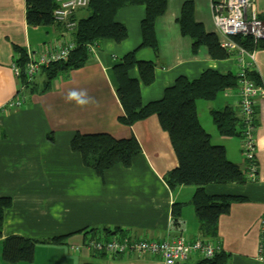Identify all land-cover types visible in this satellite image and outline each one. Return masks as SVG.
<instances>
[{
	"label": "crops",
	"instance_id": "crops-1",
	"mask_svg": "<svg viewBox=\"0 0 264 264\" xmlns=\"http://www.w3.org/2000/svg\"><path fill=\"white\" fill-rule=\"evenodd\" d=\"M186 1L193 2L196 22L207 32L216 33L211 6L220 0H167L164 14L155 21L156 50L139 48L146 8L124 6L115 16L128 29L124 41L102 40L83 66L55 79L50 90L30 93L22 88L13 68L18 48L39 50L59 38L62 27L30 25L26 0H0V197L12 199L11 206L4 209L0 228V264H163L154 255L97 253L87 243L93 237L125 235L156 241L201 237L191 202L195 186L172 189L165 181V175L178 166L168 133L157 115L132 126L118 121L124 110L113 75L114 64L134 49L138 48V60L154 61L155 79L150 85L142 83L137 67L130 72L131 77L140 80L142 102L146 104L160 99L179 76L195 79L209 68L237 74L233 56L214 59L205 45L194 50V40L181 29ZM253 1L258 13L264 15V0ZM83 14L84 10L75 12L77 18ZM255 55L252 70L264 86V49L256 50ZM45 76L41 70L35 79L42 84ZM71 91L86 93L89 103L81 106L68 100ZM14 97L23 100V105L5 109ZM196 106L211 142L224 146L227 158L245 171L242 137L221 135L212 117L213 110L232 106L241 118L238 88L220 92L213 100H197ZM256 123L257 179L205 187L209 194L244 198L232 203L230 211L219 218V238L213 240L220 247L215 256L220 252L227 256L224 264H264L256 258L260 220L264 218V96L257 100ZM77 131L106 132L117 139L135 136L141 152L129 167L117 164L99 176L71 149ZM178 203L183 205L175 212ZM92 229L95 231L88 232ZM11 235L37 240L32 261L10 262L3 258V241ZM56 236L63 237L51 241ZM203 260L199 253H193L178 264H209Z\"/></svg>",
	"mask_w": 264,
	"mask_h": 264
},
{
	"label": "trees",
	"instance_id": "trees-1",
	"mask_svg": "<svg viewBox=\"0 0 264 264\" xmlns=\"http://www.w3.org/2000/svg\"><path fill=\"white\" fill-rule=\"evenodd\" d=\"M26 5L27 21L30 25L60 26L54 17V11L58 6L56 0H26ZM129 5H144L146 8L140 24L142 42L139 48L156 50L155 21L164 14L167 0H89L86 7L78 9L84 10L82 16L77 18L75 13L72 16L77 22L71 33L73 49L65 60L54 61L43 67L42 73L46 76L42 84L35 78L29 79L24 73L28 61L27 50L17 47L18 57L15 63L22 67L20 77L22 86L30 93L46 92L50 90L55 79L87 62L90 57L88 44L97 46L105 39L118 43L124 41L128 37V29L124 23L117 21L115 16L121 7ZM193 11V2L186 1L182 7L180 22L182 32L194 40V50L205 45L214 59L228 57L229 53L221 46L217 34L207 32L202 24L196 22ZM260 18L264 22V15H260ZM233 39L250 51L264 49V38L255 40L250 35H237ZM137 51L138 48L128 52L113 66L116 93L124 110L118 121L123 125L132 126L152 115L158 116L162 129L171 139L178 159V166L165 175V181L172 189L182 185L195 186L191 202L198 216L200 235L216 240L219 238L220 216L230 211L232 203L242 201L244 198L235 194H209L206 192V185L241 184L249 180L245 171L227 158L224 146L211 142L210 134L198 119L196 102L200 99L213 100L220 92L238 88L237 76L213 68L204 70L195 79L179 76L165 89L160 99L143 104L140 80L131 77L130 72L137 67L142 83L150 85L155 79L156 64L152 60H138ZM250 75L256 83L261 82L255 70H250ZM212 117L221 135H242L241 118L237 117V112L232 106L213 110ZM70 146L81 155L84 165L92 168L99 176L117 164L129 167L133 158L141 152L135 136L117 139L106 132L77 131L71 139ZM11 204V197H0V228L4 209ZM182 205L176 204L174 211L177 212V208L181 209ZM93 231L95 229L88 232ZM61 237H53L51 241H60ZM36 243V239L22 235L8 236L3 241L2 256L10 262H30L34 257ZM226 259V254L220 252L214 258L205 259L203 262L224 264Z\"/></svg>",
	"mask_w": 264,
	"mask_h": 264
},
{
	"label": "built area",
	"instance_id": "built-area-1",
	"mask_svg": "<svg viewBox=\"0 0 264 264\" xmlns=\"http://www.w3.org/2000/svg\"><path fill=\"white\" fill-rule=\"evenodd\" d=\"M57 8L54 17L63 29L61 36L42 45L39 50H27L28 61L24 73L29 79L35 78L43 67L58 60H65L74 43L71 33L77 22L72 18L80 8L88 5L89 0H56ZM212 14L216 33L221 46L233 56L238 66L237 85L239 94V110L242 123V155L245 162L246 177L249 181L257 179L258 164L255 158V130L256 106L259 97L264 96V86L256 83L251 75L255 51H250L234 41L237 35H250L255 40L264 38V22L260 18L253 0H220L212 3ZM90 53L95 51V44L87 45ZM13 68L21 77L22 67L14 64ZM23 88V86H22ZM23 100L18 97L11 99L5 109L11 110L21 107ZM87 247L97 253L112 255H154L159 257L163 264H178L189 259L193 253H199L202 258L209 259L215 256L220 249L214 240L204 237H196L194 240L180 236L174 240H149L145 238H131L114 236L110 239L93 237ZM80 247L77 246L78 250ZM256 258L264 262V218L260 220V236L257 246Z\"/></svg>",
	"mask_w": 264,
	"mask_h": 264
},
{
	"label": "clouds",
	"instance_id": "clouds-1",
	"mask_svg": "<svg viewBox=\"0 0 264 264\" xmlns=\"http://www.w3.org/2000/svg\"><path fill=\"white\" fill-rule=\"evenodd\" d=\"M67 99L75 100L76 103L81 106L89 103V100L86 98V93H78L76 91L69 92Z\"/></svg>",
	"mask_w": 264,
	"mask_h": 264
},
{
	"label": "bare ground",
	"instance_id": "bare-ground-1",
	"mask_svg": "<svg viewBox=\"0 0 264 264\" xmlns=\"http://www.w3.org/2000/svg\"><path fill=\"white\" fill-rule=\"evenodd\" d=\"M258 12V11H257ZM259 14V13H258ZM259 16H260V14H259Z\"/></svg>",
	"mask_w": 264,
	"mask_h": 264
}]
</instances>
